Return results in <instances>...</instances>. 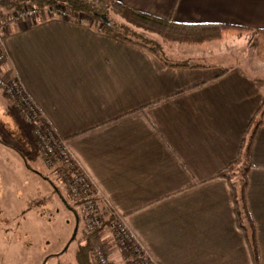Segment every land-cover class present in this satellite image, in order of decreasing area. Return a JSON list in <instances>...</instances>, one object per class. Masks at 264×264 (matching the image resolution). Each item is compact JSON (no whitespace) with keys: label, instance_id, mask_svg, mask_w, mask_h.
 <instances>
[{"label":"crops","instance_id":"crops-1","mask_svg":"<svg viewBox=\"0 0 264 264\" xmlns=\"http://www.w3.org/2000/svg\"><path fill=\"white\" fill-rule=\"evenodd\" d=\"M116 1L178 23L264 29V0ZM3 47L4 73L66 141L101 210L120 215L157 264H264V115L255 128L264 74L244 65H175L187 59L168 64L90 23L45 14L12 25ZM236 162L249 167L257 258L236 213L241 185L220 175ZM52 193L0 143V208L25 237L24 253L12 249L6 261L79 264L86 236L77 239L70 218L30 206Z\"/></svg>","mask_w":264,"mask_h":264},{"label":"rangeland","instance_id":"rangeland-1","mask_svg":"<svg viewBox=\"0 0 264 264\" xmlns=\"http://www.w3.org/2000/svg\"><path fill=\"white\" fill-rule=\"evenodd\" d=\"M115 17L119 24H124L126 22V19L123 17ZM253 43L251 34H243L234 35L219 42L214 41L202 45L176 43L171 47L168 46L167 49L172 59H187L192 63L213 66L244 65L251 71L264 74V59L258 56ZM3 64L0 65V79L13 78L14 76H7L4 73ZM44 126L47 127L40 117L36 119L27 118L20 110L16 101L0 87V143L11 148L15 153L20 155L24 161L27 160L32 167L47 175L56 187L54 189L49 182L41 177L46 185L51 188L53 192L52 196L36 200L30 204V206H36L34 205L35 203H38L37 205L41 204L42 207L46 208L48 217L52 214L56 215V212L57 215H62L61 218H63L62 220L64 222L66 218H70L73 221V226H77L79 229L77 239L83 238L88 233H99L101 238L97 244L102 243L104 245L110 264H131V262L125 258L123 250L119 247L114 234L109 229V223L112 218H115L116 214L103 212L97 200V208H99L101 212L100 215H102L104 223L101 228L94 230L89 228L90 220H87L85 217V197L78 196L79 198H77L75 194L73 195V193H71L72 191H70L68 187V179L86 175L85 170L78 161L73 157L75 162L72 166L68 165L70 168L64 166L65 163L61 162L62 159H58L56 162H53V164L47 162V157L42 146V136L46 134ZM54 150L57 152V149ZM243 168L244 166L237 164L235 168L232 169L233 178L238 187L243 183ZM42 215L43 214H41V216ZM75 219L78 220L77 224H75ZM70 227L71 226L63 225V229H69ZM34 231H36V229H34ZM30 233L33 246L29 247V252L32 251V254L35 255L33 250L37 248V241L34 238L35 236H33L34 232ZM24 239L22 228L17 227L13 221L6 218L0 208V264H15L12 260H9V262L6 261L7 258H12L9 256V251L14 249L16 250L15 252L24 253ZM7 255L9 257H7ZM11 256L13 255L11 254ZM15 261H17V259ZM67 263L69 264L70 262L67 261ZM97 264L99 263L97 262Z\"/></svg>","mask_w":264,"mask_h":264},{"label":"trees","instance_id":"trees-1","mask_svg":"<svg viewBox=\"0 0 264 264\" xmlns=\"http://www.w3.org/2000/svg\"><path fill=\"white\" fill-rule=\"evenodd\" d=\"M62 5L72 12L82 13L90 17V24L100 31L120 36L121 38L140 45L164 62L171 64V56L167 47L173 44L202 45L219 42L234 35L251 34L257 54L264 59V29H250L242 26L226 24H184L166 20L128 6L116 0H0V22L7 19L12 11L33 5L40 10L49 6ZM115 16L126 19L124 24H119ZM5 37V36H3ZM1 47V46H0ZM189 61L175 63L177 66H188ZM264 104L260 110V117L255 128L262 122ZM249 147L245 151L248 156ZM27 168L34 174L41 176L55 189L54 183L44 173L32 167L25 160ZM239 162L233 163L227 170L220 174L223 177H233V170ZM248 166L242 170V184L239 191L234 190V200L239 226L245 231L254 258H257V245L254 223L250 216L245 188L247 186ZM86 245L81 246L77 253L79 264H97L94 256V247L99 242V233H88ZM93 260V261H92Z\"/></svg>","mask_w":264,"mask_h":264},{"label":"built area","instance_id":"built-area-1","mask_svg":"<svg viewBox=\"0 0 264 264\" xmlns=\"http://www.w3.org/2000/svg\"><path fill=\"white\" fill-rule=\"evenodd\" d=\"M42 14H45L48 18H66L74 22L90 23L89 17L82 13L72 12L68 8L59 4L49 6L44 10H40L33 5H27L22 9L14 10L7 19L0 22V65L7 60V54L3 47V36H5L7 30L12 25L22 23ZM0 87L16 101L20 110L27 118H39L36 106H34L28 96L24 93L17 78L0 79ZM44 130L46 131V134L42 136V146L47 157V162L53 164V162H56L58 159H62L61 162L65 163L64 166H72L75 159L73 158L74 156L69 150L66 141L57 139L50 129L45 126ZM54 149H57V152ZM68 183V187L73 195L75 194L77 198L85 197L86 199L85 217L87 220H90L89 228L91 230L101 228L104 219L102 215H100L101 212L99 208H97L96 200L98 201L99 192L96 185L87 174L78 176L77 178L71 177V179H68ZM109 229L114 234L119 247L123 250L125 258L128 259L131 264H157L139 243L136 236L130 231L120 215L116 214L115 218L111 219ZM94 256L99 264H110L108 254L102 243L97 244L94 248Z\"/></svg>","mask_w":264,"mask_h":264}]
</instances>
